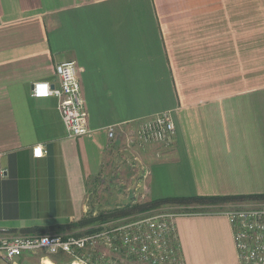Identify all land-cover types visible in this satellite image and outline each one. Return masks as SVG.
<instances>
[{
	"label": "crops",
	"instance_id": "obj_1",
	"mask_svg": "<svg viewBox=\"0 0 264 264\" xmlns=\"http://www.w3.org/2000/svg\"><path fill=\"white\" fill-rule=\"evenodd\" d=\"M64 61L77 63L88 137L69 138L58 100L32 94L36 83L59 84ZM163 113L174 119L173 142L130 147L144 172L138 187L148 203L234 199L214 212L188 206L175 226L185 264H239L223 212L264 208L235 199L264 195V0H0V238L137 219L111 215L124 206L100 203V187L123 181L115 167L127 136ZM101 213L111 217L78 226ZM17 262L79 264L45 251Z\"/></svg>",
	"mask_w": 264,
	"mask_h": 264
},
{
	"label": "built area",
	"instance_id": "obj_2",
	"mask_svg": "<svg viewBox=\"0 0 264 264\" xmlns=\"http://www.w3.org/2000/svg\"><path fill=\"white\" fill-rule=\"evenodd\" d=\"M59 84L36 83L33 96L55 97L69 138L88 137L92 131L89 113L82 93L76 61H64L57 68ZM44 87L45 91H41ZM115 127L108 129V138L118 140ZM176 134L171 114L163 113L143 121L128 136V147L164 143L170 145ZM33 157H44L41 145L33 148ZM232 229L239 264H264V208H229L223 212ZM177 214L153 211L151 215L132 219H119L88 228L79 235L41 234L12 235L0 238V257L8 264H18L26 254L45 251L64 253L79 264H185L180 252L175 221ZM89 251L99 253L95 257ZM85 253V254H82ZM118 256V257H116Z\"/></svg>",
	"mask_w": 264,
	"mask_h": 264
},
{
	"label": "rangeland",
	"instance_id": "obj_3",
	"mask_svg": "<svg viewBox=\"0 0 264 264\" xmlns=\"http://www.w3.org/2000/svg\"><path fill=\"white\" fill-rule=\"evenodd\" d=\"M253 20H254V18H253ZM127 144H128V141H127ZM122 149L124 151L125 158H120L119 165H116L115 171L118 174H122L123 170L126 171L125 176L120 177V179L123 181L120 182V181L116 180L114 177H109L112 185L107 183L106 186L100 187L101 194L99 195L100 196L99 202L101 203L103 201V199H110L114 205L117 204L120 206V208H121V206H124V208H121V209H126L128 207V204L132 205L133 201H134V203H137L136 205H145L146 203L149 202V199H148V197H146L145 189L143 188L144 184L142 183L141 186L138 187L140 181L142 179H144V172L140 168L141 166L140 167L137 166V165H141V164H139V162L136 160V157H135L136 155L133 154L131 148H129L126 145V143L122 147ZM136 166L138 168H134ZM117 167H119V168H117ZM134 169H136V170H134ZM120 188L123 191L121 190V194L118 195V191H120L119 190ZM110 189H111V192H110ZM113 191L115 193H112ZM197 210H199V212L220 211L219 208L213 207V206L206 207V208H200V209L198 208ZM153 211L171 212V213L178 215L179 213H188V212L194 211V209L193 208L191 209V207H188V208L181 207L180 209L172 210V209H169L168 207L167 208L157 207L153 210H147V211H144V210L138 211L137 210V212H133L131 214H133V215H139L140 214L139 217H145L147 215H151V213ZM118 216H119L118 212L114 213L115 218ZM139 217H137V218H139ZM91 224H93V223H91Z\"/></svg>",
	"mask_w": 264,
	"mask_h": 264
},
{
	"label": "trees",
	"instance_id": "obj_4",
	"mask_svg": "<svg viewBox=\"0 0 264 264\" xmlns=\"http://www.w3.org/2000/svg\"><path fill=\"white\" fill-rule=\"evenodd\" d=\"M236 200L239 201H244V200H264V195H254V196H238L235 198ZM230 200H234L232 198H224V197H212V198H206V197H193V198H174V199H164V200H158L155 202H150V203H146L145 205H136V204H132V205H128V207L126 209H117L116 211H114V213L118 212L119 215H129L133 212H137L138 211H147V210H153L157 207H163L166 205H171V204H178L184 207H188V206H201V207H211V206H216L219 205L223 202H227ZM111 215H114L113 213H111ZM110 213L109 214H99V216L97 218H86L85 220H83L80 224H78V226H86L88 224L91 223H95V222H101L106 220L107 218H110Z\"/></svg>",
	"mask_w": 264,
	"mask_h": 264
}]
</instances>
